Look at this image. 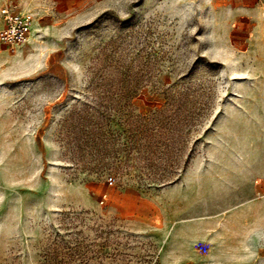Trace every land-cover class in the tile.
<instances>
[{
	"label": "rangeland",
	"instance_id": "rangeland-1",
	"mask_svg": "<svg viewBox=\"0 0 264 264\" xmlns=\"http://www.w3.org/2000/svg\"><path fill=\"white\" fill-rule=\"evenodd\" d=\"M10 2L33 25L0 46V264H264V11Z\"/></svg>",
	"mask_w": 264,
	"mask_h": 264
},
{
	"label": "built area",
	"instance_id": "built-area-1",
	"mask_svg": "<svg viewBox=\"0 0 264 264\" xmlns=\"http://www.w3.org/2000/svg\"><path fill=\"white\" fill-rule=\"evenodd\" d=\"M0 13L4 21V26L0 28V44H3L10 54H15L28 39L33 17L29 12L16 11L7 6L2 8Z\"/></svg>",
	"mask_w": 264,
	"mask_h": 264
},
{
	"label": "crops",
	"instance_id": "crops-1",
	"mask_svg": "<svg viewBox=\"0 0 264 264\" xmlns=\"http://www.w3.org/2000/svg\"><path fill=\"white\" fill-rule=\"evenodd\" d=\"M233 1V12L232 15L234 18L240 17V18H249V19H255L257 22H259L261 19V14L264 11V0H232ZM9 7L13 10L16 11H23L26 12L22 9H19L18 6L14 3H5L1 8L4 7ZM4 26V21L2 19L1 13H0V28ZM242 23L238 22L237 24H232L227 26V31L233 32V31H241L242 30ZM256 31V29H255ZM232 42V41H231ZM233 45V42L232 44ZM0 46H3L4 50H7V48L3 45L0 44ZM225 48L228 47V43L225 44ZM222 61V60H221Z\"/></svg>",
	"mask_w": 264,
	"mask_h": 264
},
{
	"label": "trees",
	"instance_id": "trees-1",
	"mask_svg": "<svg viewBox=\"0 0 264 264\" xmlns=\"http://www.w3.org/2000/svg\"><path fill=\"white\" fill-rule=\"evenodd\" d=\"M173 182H175V180H172L170 183H173Z\"/></svg>",
	"mask_w": 264,
	"mask_h": 264
}]
</instances>
